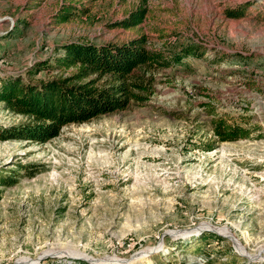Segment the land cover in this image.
Segmentation results:
<instances>
[{
	"label": "rangeland",
	"instance_id": "374dc122",
	"mask_svg": "<svg viewBox=\"0 0 264 264\" xmlns=\"http://www.w3.org/2000/svg\"><path fill=\"white\" fill-rule=\"evenodd\" d=\"M142 1L0 0L2 77H49L77 40L144 34L173 57L144 102L0 137V264H264V0H144L116 24ZM217 115L250 135L216 141ZM26 118L0 101V127Z\"/></svg>",
	"mask_w": 264,
	"mask_h": 264
},
{
	"label": "trees",
	"instance_id": "16d2710c",
	"mask_svg": "<svg viewBox=\"0 0 264 264\" xmlns=\"http://www.w3.org/2000/svg\"><path fill=\"white\" fill-rule=\"evenodd\" d=\"M143 1L116 24H140L148 10ZM226 12L235 17L244 10L229 8ZM71 13L69 7H64L60 18L66 20ZM61 48L63 52L53 57V67L59 71L49 77L0 76V101L7 109L27 116L24 121L1 126V138L46 141L59 135L69 123L84 122L126 108L132 102H144L154 91L156 70L173 63L171 54L147 44L144 34L126 42L70 41ZM212 122L216 141L235 140L251 132L223 115L213 117ZM202 144L210 150L216 143ZM79 262L90 264L84 259Z\"/></svg>",
	"mask_w": 264,
	"mask_h": 264
},
{
	"label": "bare ground",
	"instance_id": "6f19581e",
	"mask_svg": "<svg viewBox=\"0 0 264 264\" xmlns=\"http://www.w3.org/2000/svg\"><path fill=\"white\" fill-rule=\"evenodd\" d=\"M205 226H208V225H205ZM234 241H235V243L238 245V246H240V248H244L243 246H241L240 245V243H239V241L237 240V239H234ZM264 251V250H263ZM82 254H84V253H82ZM253 256V255H252ZM260 256V255H259ZM256 257V256H255Z\"/></svg>",
	"mask_w": 264,
	"mask_h": 264
}]
</instances>
